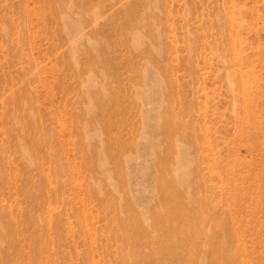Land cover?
Returning a JSON list of instances; mask_svg holds the SVG:
<instances>
[{
    "label": "rangeland",
    "instance_id": "obj_1",
    "mask_svg": "<svg viewBox=\"0 0 264 264\" xmlns=\"http://www.w3.org/2000/svg\"><path fill=\"white\" fill-rule=\"evenodd\" d=\"M0 264H264V0H0Z\"/></svg>",
    "mask_w": 264,
    "mask_h": 264
},
{
    "label": "bare ground",
    "instance_id": "obj_2",
    "mask_svg": "<svg viewBox=\"0 0 264 264\" xmlns=\"http://www.w3.org/2000/svg\"><path fill=\"white\" fill-rule=\"evenodd\" d=\"M149 150V149H148ZM179 151V150H178ZM186 158H185V155L183 154V151L182 152H177V156L176 158L174 159V162L176 165H179V167L181 166H184L185 165V162H186ZM180 177V176H179ZM179 182V181H178Z\"/></svg>",
    "mask_w": 264,
    "mask_h": 264
}]
</instances>
